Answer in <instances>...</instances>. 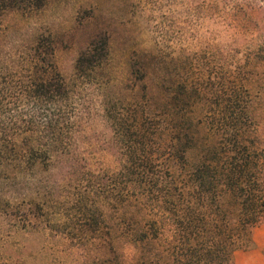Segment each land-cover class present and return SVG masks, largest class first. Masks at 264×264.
Returning <instances> with one entry per match:
<instances>
[{
    "label": "trees",
    "instance_id": "obj_1",
    "mask_svg": "<svg viewBox=\"0 0 264 264\" xmlns=\"http://www.w3.org/2000/svg\"><path fill=\"white\" fill-rule=\"evenodd\" d=\"M46 3L0 0V7L31 13ZM102 23L70 81L51 33L27 48V72H0V213L27 203L28 227L80 173L90 185L68 194L76 206L56 211L54 224L90 242L94 264H124L121 241L136 248L132 264H235V252L253 248V231L264 223V135L244 66H224L217 88L200 58L176 61L157 44L133 58L138 87L122 96L105 72L113 35ZM92 83L98 89L88 97ZM94 112L109 123L118 160L98 172Z\"/></svg>",
    "mask_w": 264,
    "mask_h": 264
},
{
    "label": "rangeland",
    "instance_id": "obj_2",
    "mask_svg": "<svg viewBox=\"0 0 264 264\" xmlns=\"http://www.w3.org/2000/svg\"><path fill=\"white\" fill-rule=\"evenodd\" d=\"M92 8L96 9L94 18H90ZM102 22L113 35L105 72L112 75L111 84L122 96L129 94L128 87H138L132 81L133 58L157 44L176 61L190 64L200 58L205 80L217 88L224 66L237 69L243 65V84L259 134L264 135V0H47L31 13H7L0 7V72H27V48L38 34L51 33L60 42L56 63L70 81L80 52ZM97 89L92 83L84 94L90 97ZM91 118L98 148L92 169L117 167L116 148L108 143L112 136L109 123L101 112H94ZM63 172L61 168L55 171ZM89 185L77 173L63 183L59 203L37 221L31 215L28 227L27 203L20 201L21 208L10 214L0 213V259L9 264H94L90 242L82 240L77 230L72 238L64 233L70 228L54 224L56 211L76 206L68 194H80ZM102 227L108 229L107 224ZM120 243L124 264H132L136 248Z\"/></svg>",
    "mask_w": 264,
    "mask_h": 264
},
{
    "label": "crops",
    "instance_id": "obj_3",
    "mask_svg": "<svg viewBox=\"0 0 264 264\" xmlns=\"http://www.w3.org/2000/svg\"><path fill=\"white\" fill-rule=\"evenodd\" d=\"M255 246L235 252V264H264V223L255 227L253 231Z\"/></svg>",
    "mask_w": 264,
    "mask_h": 264
}]
</instances>
